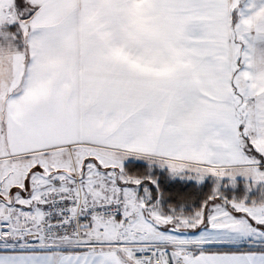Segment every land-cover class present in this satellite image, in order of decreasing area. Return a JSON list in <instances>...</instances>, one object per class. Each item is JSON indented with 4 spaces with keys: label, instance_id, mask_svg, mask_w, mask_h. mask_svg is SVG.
<instances>
[{
    "label": "snow or ice",
    "instance_id": "snow-or-ice-1",
    "mask_svg": "<svg viewBox=\"0 0 264 264\" xmlns=\"http://www.w3.org/2000/svg\"><path fill=\"white\" fill-rule=\"evenodd\" d=\"M0 264H264V0H0Z\"/></svg>",
    "mask_w": 264,
    "mask_h": 264
}]
</instances>
